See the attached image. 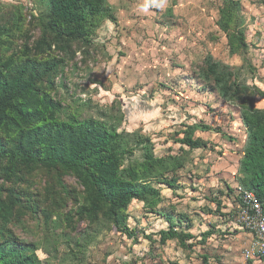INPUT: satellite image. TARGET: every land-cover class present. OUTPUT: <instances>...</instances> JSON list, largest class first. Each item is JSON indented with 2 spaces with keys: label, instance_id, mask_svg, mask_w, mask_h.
Returning a JSON list of instances; mask_svg holds the SVG:
<instances>
[{
  "label": "rangeland",
  "instance_id": "1",
  "mask_svg": "<svg viewBox=\"0 0 264 264\" xmlns=\"http://www.w3.org/2000/svg\"><path fill=\"white\" fill-rule=\"evenodd\" d=\"M106 1L111 16L86 46L73 45L68 55L54 44L45 49L50 57L73 58L56 78V96L84 118L118 120V133L149 137L155 157L173 158L181 168L163 177L172 187L150 182L160 193L155 205L130 204L125 233L85 222L44 232L34 220L19 218L12 226L15 240L37 246L41 264H264L252 258L250 239L233 215L221 213L228 190L239 185L247 135L243 102L220 97L207 73L210 64H218L239 86L264 92V0ZM44 11L39 0H0L1 59H23L26 47L34 53ZM252 102L264 110L263 99ZM191 126L213 129L193 133L205 148L176 143ZM141 156L136 151L133 161ZM65 184L80 190L71 177ZM73 204L67 203L65 213H73ZM167 218L194 239L162 243ZM66 229L72 238L82 234V248L57 243L54 253L50 235L63 236Z\"/></svg>",
  "mask_w": 264,
  "mask_h": 264
},
{
  "label": "trees",
  "instance_id": "2",
  "mask_svg": "<svg viewBox=\"0 0 264 264\" xmlns=\"http://www.w3.org/2000/svg\"><path fill=\"white\" fill-rule=\"evenodd\" d=\"M39 1L45 11L37 19L42 37L34 53L26 47L23 59L0 58V264H41L37 246L15 240L12 226L19 218L34 220L36 228L44 232L85 222L90 228L113 226L123 233L130 204L155 205L160 193L150 182L158 180L172 187L163 177L181 168L173 158L155 157L149 137L118 133V120L84 118L56 96V78L63 74L65 62L73 58L50 57L44 55L45 49L54 44L68 55L73 45L86 46L104 19L111 16L107 1ZM220 26L228 31L226 25ZM238 39V45L245 48L244 36ZM207 73L212 75L220 97L241 100L244 106L241 120L247 140L238 171L239 185L228 193L236 189L238 194V188L252 192L264 210V110L256 109L252 102L255 96L264 100V92L239 86L231 79L232 73L218 64H210ZM198 129L213 130L188 127L176 143L190 150L205 148V142L193 139ZM136 151L142 156L133 161ZM69 177L77 182L79 191L65 184ZM69 201L74 202L73 213H65ZM167 221L168 230L160 232L162 243L177 240L184 245L194 239L178 232L170 218ZM63 233L50 235L54 253L57 243L82 248L81 233L73 238L67 229ZM47 235L44 238L50 239Z\"/></svg>",
  "mask_w": 264,
  "mask_h": 264
},
{
  "label": "built area",
  "instance_id": "3",
  "mask_svg": "<svg viewBox=\"0 0 264 264\" xmlns=\"http://www.w3.org/2000/svg\"><path fill=\"white\" fill-rule=\"evenodd\" d=\"M239 208L233 218L240 229L252 236L250 250L252 258L264 262V210L252 192L238 188Z\"/></svg>",
  "mask_w": 264,
  "mask_h": 264
},
{
  "label": "crops",
  "instance_id": "4",
  "mask_svg": "<svg viewBox=\"0 0 264 264\" xmlns=\"http://www.w3.org/2000/svg\"><path fill=\"white\" fill-rule=\"evenodd\" d=\"M263 47H264V43H263ZM264 51V50H262ZM264 57V56H263ZM263 67V66H262ZM264 72V69H262ZM238 185H236L235 187H237ZM234 187V188H235ZM236 190V189H235ZM234 190L233 194H228L224 197L223 199V206L221 208V213L224 214H228V215H234L235 211L239 208V199H238V195L236 193V191ZM223 216V215H222ZM242 230V229H241ZM247 237L250 239V242L252 240V236L249 234H246ZM250 242H249V248H250ZM254 259H258V258H254ZM259 260V259H258Z\"/></svg>",
  "mask_w": 264,
  "mask_h": 264
}]
</instances>
